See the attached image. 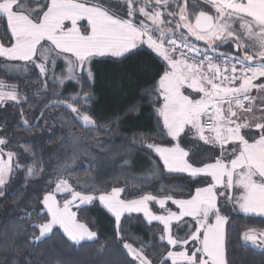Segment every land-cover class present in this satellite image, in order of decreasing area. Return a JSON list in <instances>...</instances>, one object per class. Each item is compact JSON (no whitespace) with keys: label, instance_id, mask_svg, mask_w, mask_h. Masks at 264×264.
Masks as SVG:
<instances>
[{"label":"snow or ice","instance_id":"6c2138e0","mask_svg":"<svg viewBox=\"0 0 264 264\" xmlns=\"http://www.w3.org/2000/svg\"><path fill=\"white\" fill-rule=\"evenodd\" d=\"M0 21L5 24L0 58L31 64L46 79L51 73L53 84L76 82L82 91L94 78V58L124 57L146 44L165 62L153 95L162 122L158 134L170 138L167 145L147 147L167 172L186 173L203 185L187 198L144 194L122 199L125 188L112 186L118 179L108 183L107 191L95 181L74 187L60 178L43 197L46 222L32 225L39 230L34 240L57 226L77 244L93 240L96 232L77 213L98 201L114 216L118 236L125 213L142 212L149 223L163 225L159 240L169 250L159 262L143 244L136 247L120 237L127 264H229L223 208L231 203L244 214L264 216V96L259 95L264 94V0H0ZM225 45L233 51H221ZM61 58L64 66L57 76ZM11 67L19 70L20 65ZM254 90L258 95L251 94ZM68 99L83 101L82 107L59 100L51 106L63 104L85 127H94L87 114L91 96L83 92ZM7 102L18 103L19 94L0 80V105ZM200 141L211 146L208 151L215 149L210 162L198 163L196 154L190 155L193 142ZM7 144L0 138V195L14 167H21L17 153L5 150ZM26 170L35 174L32 167ZM150 202L162 214L154 213ZM169 202L175 210L166 207ZM243 239L264 246V231L247 229Z\"/></svg>","mask_w":264,"mask_h":264},{"label":"trees","instance_id":"16d2710c","mask_svg":"<svg viewBox=\"0 0 264 264\" xmlns=\"http://www.w3.org/2000/svg\"><path fill=\"white\" fill-rule=\"evenodd\" d=\"M4 33L5 24L0 21V36ZM61 67L59 70L56 68L58 74H61ZM164 68L165 62L161 57L148 47L139 46L124 57L94 58L91 64L94 78L83 91L73 81L62 88L50 80L45 82L37 72L31 74L30 78L13 79L0 70V77L9 84H15L19 92V102L10 105L17 114L14 127L18 131L41 129L47 114L52 110L69 113L70 110L63 105L51 106L54 98H76L82 96L83 92L91 96L87 101V112L94 119L95 126L85 127L77 120L73 121V126L83 138L97 144L100 156L111 157L104 174L99 175V179L106 182L101 190L109 191L111 188L106 187L108 183L118 179L119 183L112 186L139 191L130 198H137L146 191L187 198L195 186L201 185L188 175L164 172L145 146L147 142L164 144L169 140L166 135L158 134L162 122L158 120L154 106L156 97L153 95ZM68 100H72L76 107L83 104V101L77 103L75 99ZM26 120L32 124L26 126ZM57 137L54 132L49 141H55ZM209 148L193 142L190 155L195 153L194 159L198 163L210 162L215 149L210 152ZM29 150L31 156L24 167H35V174L29 176V179L35 180L41 173V155L34 144ZM94 165L95 162L79 165L70 174L77 179L93 176ZM25 193V186L20 184L5 194L0 203L17 206ZM83 207V213H77L78 218L88 223L97 236L91 241L77 244L66 238L58 227L40 241L34 240L39 230L32 225L45 221V212L40 211L39 204L15 216L3 215L0 204V264H127L128 256L122 247L123 241L139 247L143 244L149 256L157 262L169 250L165 247L166 243L158 238L161 231L159 224L147 223L139 215L124 216L118 236L113 216L98 201ZM224 213L228 216L225 247L229 264H264V249L258 250L243 239V232L247 229L264 230V218L237 213L230 207H224Z\"/></svg>","mask_w":264,"mask_h":264},{"label":"rangeland","instance_id":"374dc122","mask_svg":"<svg viewBox=\"0 0 264 264\" xmlns=\"http://www.w3.org/2000/svg\"><path fill=\"white\" fill-rule=\"evenodd\" d=\"M82 23H86V21ZM199 46L203 47L202 45ZM221 51L232 52L233 49L225 45L221 49ZM103 57H112V56L106 55ZM61 66L62 67L64 66L62 58L57 61L56 68H58L59 70ZM1 71L3 72V70ZM29 71L30 73H28ZM24 72H25L24 70H21L20 75L14 72H10V73L3 72V73L4 75L10 78L24 79L25 76L29 77L31 74L37 72L42 77L43 81L50 80L52 82L51 73H49V77L46 79L43 75L39 73V69L35 68L34 66L28 68L26 72L25 73ZM65 74H66V68H65ZM56 75L60 76L61 74H58V72H56ZM0 80L4 81L8 85H11L9 84V82L5 81L4 78L0 77ZM70 82L72 81H65L64 84H60L59 82H57L56 84H58L62 88ZM27 87L29 88L30 85H28ZM57 100L64 101L65 103H72V100H68L64 97L54 98L53 102ZM81 107L82 106H79L78 108ZM16 115H17L16 111L11 109L9 102L0 105V138H3L8 142L7 147L5 149L6 151L11 150L17 153L15 159L19 160L21 164L20 168L14 167L11 179L2 188L3 194L0 195V202L4 200L5 194L9 193L16 186L20 184H23L25 186L26 193L24 198L17 206L11 207L5 205L4 203L3 204L0 203L2 208L1 213H3V215L5 216L18 215V213L22 212V210H25L34 204H39L40 211L46 213L45 206L42 203L43 197L48 191H54L53 182L58 181L60 178L69 179V182L74 187H76L78 184H83L86 181L87 182L95 181V184L98 188L105 186L106 182H104L102 179H99V175L104 174L106 164L111 157L110 155H105V158L104 156H100L97 152V144H92L91 142L87 141L85 138H83L79 133H77L74 130L73 121L77 120L81 124H83V121L77 119L75 117V114L72 113L71 110L69 111V113L64 112L62 110L50 111L46 116L43 127L41 129L33 130V131L16 130L14 127ZM31 124L32 122L27 121V124L25 125L28 126ZM54 132L57 133L58 137L55 141L50 142L49 138ZM33 144L36 145L39 149L41 155V165H42L41 173L38 176V178H36L35 180L29 179L30 175L28 174L26 168L24 167V165L30 159L31 153L29 147ZM90 162L92 164L95 162L94 165L95 174H93V176H89V177L83 176L80 179L74 177L72 178L70 171L73 168H76L77 166L79 167V165L83 166L86 163H90ZM32 168L34 169L35 167L32 166ZM113 187H120V186H113ZM59 198L61 197L58 196V199ZM74 209L75 207L73 208V211ZM255 230L264 231L263 229H255ZM247 244L251 245L252 247L258 250L264 248V246H253L250 241H247Z\"/></svg>","mask_w":264,"mask_h":264},{"label":"crops","instance_id":"0c3cea01","mask_svg":"<svg viewBox=\"0 0 264 264\" xmlns=\"http://www.w3.org/2000/svg\"><path fill=\"white\" fill-rule=\"evenodd\" d=\"M33 7H35V6H33ZM140 46H146V45H140ZM139 47V46H138ZM147 47V46H146ZM150 49V48H149ZM153 51V50H152ZM113 57V56H112ZM12 64H18V65H20V68H19V70H16V69H14V68H12L11 67V65ZM32 67V65L31 64H27V65H25V62H22V61H15V62H8V61H6L5 60V58H0V70H3V72H5V73H10V72H14V73H16V74H18V75H20V73H21V70H24L25 72H26V70L28 69V68H31ZM24 72V73H25ZM32 72V71H31ZM28 73H30V71L28 72ZM31 77V75L28 77V76H25L24 77V79H26V78H30ZM13 79H22V78H13ZM262 79H264V78H262ZM257 82H259V81H257ZM11 85H14L15 86V84H11ZM15 88H16V86H15ZM16 90H17V88H16ZM18 91V90H17ZM19 94V93H18ZM253 96H256V95H258L257 94V92L254 90L252 93H251ZM259 95H261V96H264V94H259ZM13 103L14 102H9V104L11 105H13ZM256 104L257 105H259L260 104V101L259 100H257L256 101ZM11 107V106H10ZM12 108V107H11ZM256 115L257 116H259L260 115V113L257 111L256 112ZM169 138V137H168ZM170 139V138H169ZM148 143H155V142H147L146 143V148H147V150H149L151 153H152V155L153 156H155V158H156V160L158 161V163L160 164V166L162 167V169L164 170V172H166V173H168V174H178V175H187L186 173H169V172H167V170L164 168V166H163V162H162V160H160L159 159V157L155 154V152H154V150H152V149H149L148 147H147V144ZM200 144H202L203 146H206V147H211L210 145H204L203 144V142L202 141H200L199 142ZM156 144H159V143H156ZM160 145H167V143H164V144H160ZM199 185H201V186H203L202 184H199ZM123 188V187H122ZM134 193H139V191L137 192H135V191H133V190H130V189H126L125 188V191L121 194V198L122 199H136V198H130L131 197V195H133ZM193 193H194V191H193ZM144 194H152V195H155V196H158V197H163L164 195H156V194H154V193H152V192H149V191H146V192H142V194L141 195H144ZM137 198H139V197H137ZM176 198H178V197H176ZM149 207H150V209L154 212V213H158V214H162V210L159 208V205L157 204V203H155V202H150L149 203ZM166 207H171L173 210H175V206L174 205H171V203L169 202V204L166 206ZM225 207H230V209L232 210V211H234V212H237V213H241V214H244V213H242V212H240L239 211V209H238V207H236L235 209L233 208V205L231 204V203H229V204H227ZM111 214V213H110ZM222 214L223 215H225V213H224V208H223V210H222ZM112 215V214H111ZM134 215H139V216H141L147 223H149L148 222V220H147V218L144 216V214L142 213V212H140V213H136V212H133V213H125L123 216H122V218L124 217V216H134ZM245 215H251V216H258V215H253V214H245ZM113 216V215H112ZM258 217H263L264 218V216H258ZM113 218H114V216H113ZM122 218H121V220H122ZM114 221H115V218H114ZM151 223H157V224H159L160 225V227H161V229H162V227H163V225H161L158 221H152ZM175 223V222H174ZM120 224H121V222H120ZM226 224V223H225ZM58 227V226H57ZM59 228V227H58ZM115 229H116V231H117V225H116V222H115ZM224 229H225V225H224ZM62 232H63V230L62 229H60ZM119 230H120V226H119ZM64 234V233H63ZM161 234V231H160V233L158 234V238H159V235ZM181 236H183L184 235V233L183 232H180L179 233ZM65 235V234H64ZM66 236V235H65ZM66 238H68L67 236H66ZM69 239V238H68ZM70 240V239H69ZM71 241V240H70ZM85 241H89V240H85ZM74 242V241H73ZM163 242H165L166 243V241H163ZM129 243H132V242H129ZM133 244V243H132ZM134 246H136L135 244H133ZM136 247H139V246H136ZM264 249V248H263ZM260 250V249H259ZM169 264H170V262H169Z\"/></svg>","mask_w":264,"mask_h":264},{"label":"water","instance_id":"95a60500","mask_svg":"<svg viewBox=\"0 0 264 264\" xmlns=\"http://www.w3.org/2000/svg\"><path fill=\"white\" fill-rule=\"evenodd\" d=\"M194 39V38H193ZM197 43H199L200 45H202L203 46V42H197Z\"/></svg>","mask_w":264,"mask_h":264},{"label":"flooded vegetation","instance_id":"af4514ba","mask_svg":"<svg viewBox=\"0 0 264 264\" xmlns=\"http://www.w3.org/2000/svg\"><path fill=\"white\" fill-rule=\"evenodd\" d=\"M199 44V43H198ZM200 45V44H199Z\"/></svg>","mask_w":264,"mask_h":264}]
</instances>
